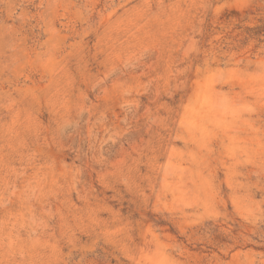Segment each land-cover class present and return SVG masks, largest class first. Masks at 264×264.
<instances>
[{"label": "rangeland", "instance_id": "374dc122", "mask_svg": "<svg viewBox=\"0 0 264 264\" xmlns=\"http://www.w3.org/2000/svg\"><path fill=\"white\" fill-rule=\"evenodd\" d=\"M0 264H264V0H0Z\"/></svg>", "mask_w": 264, "mask_h": 264}]
</instances>
